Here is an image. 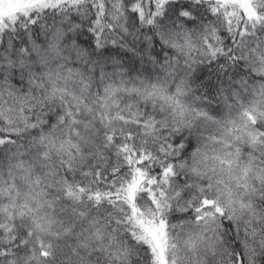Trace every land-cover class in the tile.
<instances>
[{"label": "snow or ice", "instance_id": "6c2138e0", "mask_svg": "<svg viewBox=\"0 0 264 264\" xmlns=\"http://www.w3.org/2000/svg\"><path fill=\"white\" fill-rule=\"evenodd\" d=\"M0 264H264V0H0Z\"/></svg>", "mask_w": 264, "mask_h": 264}]
</instances>
